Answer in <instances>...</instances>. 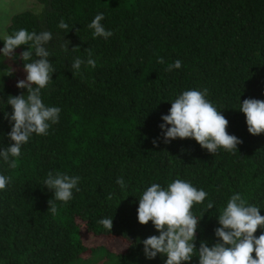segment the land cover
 Segmentation results:
<instances>
[{"label": "trees", "instance_id": "trees-1", "mask_svg": "<svg viewBox=\"0 0 264 264\" xmlns=\"http://www.w3.org/2000/svg\"><path fill=\"white\" fill-rule=\"evenodd\" d=\"M33 3L11 15L7 35L20 29L52 33L46 48L56 71L41 98L61 112L47 135L34 133L22 146L16 168L0 158V174L11 177L0 190V264L87 262L104 246L85 244L83 231L128 243L126 252H113L114 264H165L167 257L160 254L147 259L139 243L160 234L152 221L138 222L139 197L153 183L167 188L180 179L208 193L192 208L201 219L197 249L201 242L209 247L218 242L217 217L233 194L264 216V133H249L239 111L245 99L264 100V0ZM99 13L105 29L114 33L108 39L94 37L88 27ZM61 20L67 29L58 27ZM26 50L28 45L17 48V57ZM89 50L96 67L82 65V75L74 76L71 63L77 57L86 61ZM176 60L182 66L166 71ZM24 63L0 53V151L14 143L5 118L13 111L8 96L27 94L16 87L21 80L16 71L8 74L15 66L24 72ZM193 89L208 90L206 99L229 121L227 132L243 141L238 149L221 147L213 155L194 138L164 142L162 116L180 94ZM49 172L80 177V190L73 189L70 201H54L55 213L49 211L54 191L43 186ZM121 177L124 189L117 184ZM210 201L215 207L208 210ZM104 218L113 219L112 232L99 223ZM262 233L264 227L255 235ZM191 264H199V257Z\"/></svg>", "mask_w": 264, "mask_h": 264}, {"label": "clouds", "instance_id": "clouds-1", "mask_svg": "<svg viewBox=\"0 0 264 264\" xmlns=\"http://www.w3.org/2000/svg\"><path fill=\"white\" fill-rule=\"evenodd\" d=\"M104 19L103 13H99L88 25L94 30V37L108 39L114 34L105 29L101 23ZM58 27L67 29L68 24L61 20ZM52 39L49 31L37 34L27 29H20L3 39L4 47L0 49V53L10 60L13 57L23 60V71L27 74L25 79L16 84L20 89H27V94L9 95L7 99V104L11 105L13 111L5 113V118L12 125L8 136L14 143L0 151V158L13 169L17 167L15 158L21 156V148L28 143L30 137L34 133L47 135L51 125L59 122L61 109L45 106L41 98V90L53 80L52 75L56 71L49 59L51 53L46 48ZM22 45H28V50L19 53L17 57L16 49ZM68 45H62L65 51L69 50ZM33 49L38 59L32 60ZM91 55L89 50L86 61L79 57L74 59L71 63L74 76L82 75V65L96 67V61ZM158 63H164L163 57L158 58ZM181 66L182 62L176 60L167 66L166 71L179 69ZM14 72L15 69L8 75ZM207 94V89L187 90L172 101L169 113L162 116L164 123L160 125L165 143L177 138H194L213 155L221 147L227 151L238 149L243 141L227 132L229 121L206 99ZM239 111L246 116L249 133H264V100L245 99ZM10 181L11 177L0 174V190H6ZM79 181L78 176L49 172L43 181V186L54 191L53 199L49 200V211L56 212L54 201H70L73 189L77 192L80 190L77 186ZM117 184L122 189L126 187L122 177L118 178ZM207 195L203 189L198 190L191 183L180 179L170 183L167 188L153 183L143 192L139 197L138 222L147 225L152 221L160 233L158 236L139 240L144 245L146 258L152 260L160 254L167 257L165 264H191L194 256L199 257V264H264V233L259 237L255 235L258 228L264 227V216L260 214V208L248 204L239 193L233 194L226 207L219 212L217 219L220 227L214 230L218 242L211 247L207 242H201L197 249L195 240L201 219L193 214L192 208L194 203H202ZM108 199H112L111 194ZM214 207L211 201L207 204L208 210ZM99 223L112 232V218L101 219ZM254 252L256 258H253Z\"/></svg>", "mask_w": 264, "mask_h": 264}, {"label": "rangeland", "instance_id": "rangeland-1", "mask_svg": "<svg viewBox=\"0 0 264 264\" xmlns=\"http://www.w3.org/2000/svg\"><path fill=\"white\" fill-rule=\"evenodd\" d=\"M34 3L31 5L30 0H0V37L7 36V28L11 23L12 14L27 11L28 8H33ZM11 11V12H10ZM15 73L18 79H23L25 73L15 66ZM83 239L85 244L89 246H104L99 249L97 254L91 260L83 263L77 261L73 264H114L116 260V253H124L128 248V243L119 239L97 238L93 235H88L83 231Z\"/></svg>", "mask_w": 264, "mask_h": 264}]
</instances>
